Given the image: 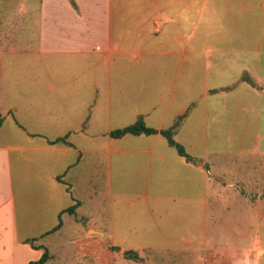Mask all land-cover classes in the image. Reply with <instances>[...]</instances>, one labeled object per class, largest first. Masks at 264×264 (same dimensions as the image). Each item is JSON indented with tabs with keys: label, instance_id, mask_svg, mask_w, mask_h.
Masks as SVG:
<instances>
[{
	"label": "crops",
	"instance_id": "1",
	"mask_svg": "<svg viewBox=\"0 0 264 264\" xmlns=\"http://www.w3.org/2000/svg\"><path fill=\"white\" fill-rule=\"evenodd\" d=\"M35 2L37 46L0 20V264H259L264 205L206 157L264 117V0Z\"/></svg>",
	"mask_w": 264,
	"mask_h": 264
},
{
	"label": "rangeland",
	"instance_id": "2",
	"mask_svg": "<svg viewBox=\"0 0 264 264\" xmlns=\"http://www.w3.org/2000/svg\"><path fill=\"white\" fill-rule=\"evenodd\" d=\"M37 0H28L27 2L18 0H0V20H8L19 15L21 9H27L32 17L26 15V24L29 26L28 31H18L16 37L21 45L33 48L38 44L37 13L35 12ZM27 13V12H26ZM10 16V17H9ZM21 22V21H20ZM213 71H211L212 73ZM250 80V81H249ZM241 82H248L254 85L249 74L244 73ZM264 87V86H262ZM242 126L239 129H246V120L249 121L248 132L235 131L232 134L226 132L221 135L217 131L216 125L211 123L209 131L210 150L207 162L210 165L211 174L215 177L217 171L214 166L220 167L230 174L231 180L227 185H233L230 188L238 189L242 192L243 197L249 198L253 203L252 206L258 207L264 205V117L258 115L249 119L243 118ZM220 135H219V134ZM227 137V139H226ZM232 139L231 142L229 140ZM233 146L229 149V145ZM263 153V154H261ZM205 154V153H204ZM258 203V204H256ZM260 210V208H259ZM264 217V214L261 215ZM260 218L257 224L259 242L264 249V219ZM104 223L103 219L98 221V225ZM67 232V231H66ZM71 232H69L70 234ZM259 264H264V256L259 260Z\"/></svg>",
	"mask_w": 264,
	"mask_h": 264
},
{
	"label": "trees",
	"instance_id": "3",
	"mask_svg": "<svg viewBox=\"0 0 264 264\" xmlns=\"http://www.w3.org/2000/svg\"><path fill=\"white\" fill-rule=\"evenodd\" d=\"M73 5H75L74 2H73ZM3 121H4V118H3L2 114L0 113V127L3 124ZM179 126H180V122H177L173 128H171L170 130H167V131H161V134L167 139L169 145L171 147H174L182 157H185L188 161H193V159L186 153L184 147L181 146L179 143H177V141L175 140L176 131L178 130ZM157 133H159L157 130L148 128L145 125L144 119L142 117H140L134 125L127 127L123 130H118V131L112 132L111 136L113 138H122L128 134L140 136V135H154ZM60 142H66V141H65V139H57L53 143H60ZM75 210H76V207H73V208L69 209L68 212L73 214L75 212ZM60 226H61V224L54 231H57L60 228ZM28 243L33 245V241H29ZM33 247H35V246H33ZM35 248H41V247H35ZM127 255L130 256L131 258L135 259V260L138 259L137 254L134 252H129V253H127ZM49 258H50L49 253L46 250L43 257L41 258V260H39L37 262H33L31 264H46L48 262Z\"/></svg>",
	"mask_w": 264,
	"mask_h": 264
}]
</instances>
